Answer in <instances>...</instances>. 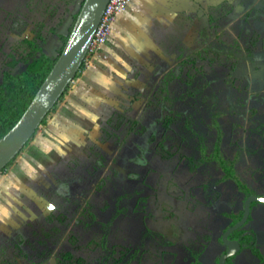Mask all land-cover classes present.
Instances as JSON below:
<instances>
[{
    "label": "rangeland",
    "instance_id": "rangeland-1",
    "mask_svg": "<svg viewBox=\"0 0 264 264\" xmlns=\"http://www.w3.org/2000/svg\"><path fill=\"white\" fill-rule=\"evenodd\" d=\"M83 1L0 0V82L11 59L25 67V38L51 27L67 33ZM251 26L242 44L225 36L213 49L159 62L140 76L143 93L126 86L125 115L108 126L112 153L89 144L55 169L34 145L38 129L18 156L32 155L67 188L35 186L49 209L27 203L22 226L0 231V264H219L233 215L248 195L264 196V74L241 58H264V29ZM56 38L45 44L53 55ZM217 144L245 189L221 166ZM244 228L264 255L263 203L254 202ZM228 264L264 262L245 248Z\"/></svg>",
    "mask_w": 264,
    "mask_h": 264
},
{
    "label": "crops",
    "instance_id": "crops-1",
    "mask_svg": "<svg viewBox=\"0 0 264 264\" xmlns=\"http://www.w3.org/2000/svg\"><path fill=\"white\" fill-rule=\"evenodd\" d=\"M224 4L228 13L217 31L202 35L203 28L210 24L211 12ZM254 23L264 29V0H133L116 15L106 42L86 59L40 126L34 145L55 169L61 163L69 165L74 149L86 151L89 144L111 152L113 144L103 127L112 125L114 116L123 113L121 99L126 86L142 92L140 76L148 75L146 71L154 70L156 64L171 58L186 59L225 36L231 37L233 44H242L240 37L244 38ZM261 38L264 40V34ZM172 44L181 50L171 56L166 47ZM245 58L255 77L264 74V58L253 54ZM129 61L138 66V76H130ZM35 160L29 154L18 156L0 173L1 232L22 226L27 218L22 210L27 203L49 209L47 198L35 186L67 188L64 181Z\"/></svg>",
    "mask_w": 264,
    "mask_h": 264
},
{
    "label": "water",
    "instance_id": "water-1",
    "mask_svg": "<svg viewBox=\"0 0 264 264\" xmlns=\"http://www.w3.org/2000/svg\"><path fill=\"white\" fill-rule=\"evenodd\" d=\"M108 1L84 0L66 44L53 68L20 120L8 133L0 138V173L25 148L41 126L43 120L49 115L66 92L70 83L76 78L83 62L87 58L91 42ZM254 202L264 204V196L248 195L244 203L241 220L223 233L222 240L227 250L220 257L219 264H227V260L241 249L240 243L229 239V236L248 222L251 216L252 203Z\"/></svg>",
    "mask_w": 264,
    "mask_h": 264
},
{
    "label": "trees",
    "instance_id": "trees-1",
    "mask_svg": "<svg viewBox=\"0 0 264 264\" xmlns=\"http://www.w3.org/2000/svg\"><path fill=\"white\" fill-rule=\"evenodd\" d=\"M226 5L224 4L220 7H217L211 12L210 24L208 27L203 28L202 35L208 36L209 34H212L213 32L217 31L218 26H220L221 20H223V18L227 16L228 10ZM79 11L76 13L74 17L75 20L77 19ZM73 24L71 25V27H69L67 33L59 32L57 28L51 27L46 33L40 31L36 33V35L33 38H25L23 41L25 42V44H27L29 48V52H28V57L25 59L24 68L19 70L17 69L18 64L20 62V60L17 58H13L7 62L9 69H6L3 72L2 81L0 82V138H2L15 126V124L22 117L23 113L26 111L27 107L33 100L35 94L39 90L43 81L45 80V78L53 68L58 56L62 52L66 44V41L70 35V32L72 30ZM53 36L57 37L55 40L56 50L58 52L57 55H53L45 49V44L49 40H51ZM206 47H208L209 49L211 48L213 49L215 47V44L210 43ZM218 51H222L224 53L226 52L229 55H237V51L232 48L230 49L223 48L222 50L218 49ZM84 64L85 61L83 62L81 69L83 68ZM168 77L172 78L173 76L172 74H169ZM64 94L62 95V97L64 96ZM117 116H120V118L122 119L124 117V114L118 113ZM46 118L43 120L42 124L45 122ZM119 123L118 125H116V127L118 128L121 126ZM103 131L107 133V138L108 137L110 138L109 135L110 133H108V126L106 127L104 126ZM216 151H217V157L220 160V164L226 170L228 177L234 179L240 189H245L246 186L244 182L239 177H237V175L231 172L230 167L226 165L225 160L219 154V144L216 145ZM6 168L2 172H4ZM253 204L254 203H252V206ZM242 216H243V210L238 214H234L233 220L228 226V228L239 222ZM249 221L250 218L248 222ZM244 226L233 232L229 236V239L238 241L240 243L241 249H245V248L250 249L256 256L260 258L261 261L264 262V255L259 249L256 232L253 230H247L244 228ZM231 259L232 257H230L227 260V264Z\"/></svg>",
    "mask_w": 264,
    "mask_h": 264
},
{
    "label": "built area",
    "instance_id": "built-area-1",
    "mask_svg": "<svg viewBox=\"0 0 264 264\" xmlns=\"http://www.w3.org/2000/svg\"><path fill=\"white\" fill-rule=\"evenodd\" d=\"M133 0H109L101 21L91 42L88 54H94L102 47L110 35L111 25L116 15Z\"/></svg>",
    "mask_w": 264,
    "mask_h": 264
},
{
    "label": "flooded vegetation",
    "instance_id": "flooded-vegetation-1",
    "mask_svg": "<svg viewBox=\"0 0 264 264\" xmlns=\"http://www.w3.org/2000/svg\"><path fill=\"white\" fill-rule=\"evenodd\" d=\"M241 58H244V60L246 59L245 56H242Z\"/></svg>",
    "mask_w": 264,
    "mask_h": 264
}]
</instances>
